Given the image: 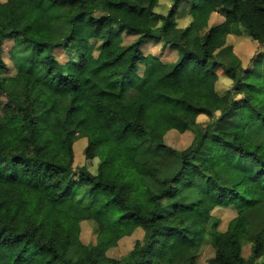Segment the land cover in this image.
I'll list each match as a JSON object with an SVG mask.
<instances>
[{
    "label": "trees",
    "instance_id": "16d2710c",
    "mask_svg": "<svg viewBox=\"0 0 264 264\" xmlns=\"http://www.w3.org/2000/svg\"><path fill=\"white\" fill-rule=\"evenodd\" d=\"M184 1L172 0L166 14L155 11L158 0L0 2V264H195L206 238L216 249L209 264H257L264 257V227L252 234L248 216L264 211V142L247 133L252 124L264 127V73L245 68L227 44L237 25L264 44V0H189L191 21L183 27L176 16ZM214 12L224 20L210 25ZM120 29L135 38L124 43ZM10 37L30 50H15L17 72L4 76L3 43ZM148 40L166 41L177 61L146 56ZM61 42L76 47L77 61H59L53 46ZM221 66L232 87L222 85ZM235 111L237 127L213 136L197 130L179 152L174 177L156 187L145 182L156 173L139 159L141 144L152 140L175 153L165 144L168 131L183 133L200 115ZM80 136L88 140V158H99L96 174L74 167ZM223 149L255 170L222 182ZM199 179L205 186L186 201L183 192ZM66 202L81 213L63 208ZM219 206L238 211L225 231L211 213ZM85 219L99 226L92 246L80 238ZM137 228L144 237L128 256L107 255ZM245 239L254 244L251 260L243 254Z\"/></svg>",
    "mask_w": 264,
    "mask_h": 264
},
{
    "label": "rangeland",
    "instance_id": "374dc122",
    "mask_svg": "<svg viewBox=\"0 0 264 264\" xmlns=\"http://www.w3.org/2000/svg\"><path fill=\"white\" fill-rule=\"evenodd\" d=\"M6 0H0L5 2ZM172 5V0H158V4L155 8L157 13L166 14ZM190 1L183 2L179 9L176 19L180 26H187L191 21V15L189 13ZM220 14H222L220 12ZM222 16H224L222 14ZM154 25L160 23L156 18H153ZM220 19L218 15L214 21ZM214 25V23H210ZM236 31L229 36V45L233 47V52L236 53L243 66L258 76L264 73V44L251 38L247 31L241 25L235 27ZM124 43H130L135 36L129 35L123 29H120ZM94 44V43H93ZM101 42L94 44V54L98 53V47ZM19 46V42L14 37L7 38L3 43L2 56L6 67L2 71L4 76H12L16 74L17 68L14 63L15 50L23 48ZM26 52H29V48L24 47ZM19 51V50H18ZM143 51L147 55L157 54L165 62L177 61L179 54L178 51L171 48L170 45L162 40L155 42V40H148L143 45ZM153 52V53H151ZM53 53L59 59V61L67 66L69 63L78 60L77 49L74 45H66L64 43L55 44L53 46ZM218 58L225 64L228 63V58L222 51L217 53ZM223 64V65H224ZM145 63L142 62L138 66V73L142 75L144 71ZM223 86L232 87L234 81L228 78L224 74V66L217 69ZM223 112H216L214 116L200 115L197 118L195 128L189 129L186 132H179L176 129H172L167 132L164 137L165 144L174 149L176 152L172 153L169 150H164L158 146L155 141L148 140L140 145L139 159L141 161H148L153 167L156 178L146 177L145 182L151 187H156L159 179L172 178L182 167V159L179 157V152L185 150L193 144L196 138L198 129H203L204 132L213 136L219 130H230L237 127L241 120V112L235 111L223 117ZM1 116V110H0ZM248 136L256 143L264 142V127L261 124H252L247 130ZM88 146V140L86 137H78L75 141L74 147V167L86 166L92 173L98 172L99 158H88L86 154V148ZM224 157V162L218 167L220 180L226 184H231L238 181L244 174L252 173L255 170V165L252 161L246 159H240L237 154L229 149H223L221 151ZM206 181L199 179L197 186L186 189L183 193L186 197V201L190 202L195 200L199 195L201 187L205 186ZM169 202L164 201L165 212L170 215L171 208L168 207ZM63 208L71 210L80 214L79 207L74 206L72 202H66L63 204ZM212 215L217 220V228L220 231H225L229 222L238 214L237 209L234 206L229 207H216L212 210ZM251 221V233L258 232L264 227V211L261 208L252 210L248 213ZM99 226L96 221L92 219H85L81 221V241L88 245H95L98 241ZM144 229L137 228L132 235L123 237L116 246L107 250V255L117 259L128 256L133 250L135 243L144 237ZM254 244L250 239H245L243 243V254L246 259H253ZM216 249L212 242L206 238L199 251L196 254L195 264H209L210 260L215 256ZM257 264H264V257L260 258Z\"/></svg>",
    "mask_w": 264,
    "mask_h": 264
},
{
    "label": "crops",
    "instance_id": "0c3cea01",
    "mask_svg": "<svg viewBox=\"0 0 264 264\" xmlns=\"http://www.w3.org/2000/svg\"><path fill=\"white\" fill-rule=\"evenodd\" d=\"M218 15L220 16V19L217 20V21H214L215 18H216ZM223 20H224V16H222V14H220V12H214V13L211 15L210 23L218 24V23L222 22ZM189 23H190V22H189ZM230 35H231V34H230ZM230 35H229V36H230ZM229 36H228L227 44H230V43H229ZM151 53H153V52H151ZM154 55L157 56V54H155V53H154Z\"/></svg>",
    "mask_w": 264,
    "mask_h": 264
}]
</instances>
